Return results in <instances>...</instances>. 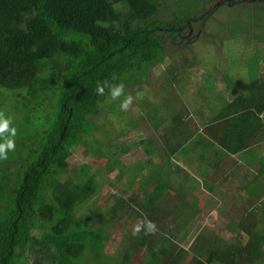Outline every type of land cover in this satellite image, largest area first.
<instances>
[{
  "label": "trees",
  "instance_id": "trees-1",
  "mask_svg": "<svg viewBox=\"0 0 264 264\" xmlns=\"http://www.w3.org/2000/svg\"><path fill=\"white\" fill-rule=\"evenodd\" d=\"M197 1L201 3L0 0V113L7 117L8 103L13 104L10 127L16 130L13 151L0 160V264H130L127 247L111 256L106 251L105 230L119 213L134 216L136 223L147 219L155 224L152 234L141 231L132 236L139 250L145 251L140 264L181 263L185 252L173 241L162 246L163 237L174 238L178 215L183 217L178 222L186 226L192 219L203 220L209 206L198 208L196 197L190 204L186 202L196 185L185 190L192 177L179 165L173 166L170 158L181 150L188 152L185 147L194 137L193 152L205 144L228 154L251 147L264 150V67H257L246 93L238 92L227 76L225 88L234 94V100L220 96L226 95V90L214 88V100L208 97L198 101L194 111L187 103H196L197 96L191 92L184 96L188 83L181 86L178 81L182 76L187 82L183 78L186 67L180 64L163 70L153 86L165 109L172 105L166 138L162 137V158L166 159L160 158V165H153L152 161L159 159V139L145 138L143 131L138 145L147 158L146 165L133 174L125 171H130L126 166L123 180L115 186L119 194L115 192L117 202L113 206L76 218V212L95 195L99 184L89 167H82L75 180L67 172L73 151L79 146L85 145L86 156L117 150L126 153L123 146L130 133L126 128L136 133L140 119L132 116L127 123L120 122L128 127L117 131L115 142L101 146L100 127L110 117L108 108L116 116L117 107L113 102L106 104L107 96L111 98L108 88L98 95L96 85L103 81L121 84L122 95L129 89L137 91L135 87H141V80L153 67L182 50L178 41L184 33L200 23L204 27L211 19L203 11L206 0L199 8L186 9ZM239 10L252 13L250 5H240ZM229 24L240 28L234 30L236 33L245 32L241 20ZM232 26L227 27L234 32ZM157 109L153 106L150 111ZM15 113L22 114L23 119ZM198 115L204 117L202 123H191ZM244 135H248L245 140ZM258 153L262 154V149ZM257 162L255 166L260 163V169L263 163L260 159ZM148 164L151 168L145 173ZM218 179L220 175L212 181L213 186L207 180L203 185L211 193L217 190L215 183L223 182ZM141 183L147 188L143 196L134 194ZM226 195L235 198L234 193ZM232 202L231 210L222 215L231 238L200 234L191 246L193 257L186 264H264L258 251L264 245V232L258 231L259 227L264 231V210L256 216L241 202ZM114 249L118 250L117 246Z\"/></svg>",
  "mask_w": 264,
  "mask_h": 264
},
{
  "label": "rangeland",
  "instance_id": "rangeland-1",
  "mask_svg": "<svg viewBox=\"0 0 264 264\" xmlns=\"http://www.w3.org/2000/svg\"><path fill=\"white\" fill-rule=\"evenodd\" d=\"M183 1L189 2L190 0ZM204 1L205 0H201V3L204 4ZM228 1L229 0H206L203 11L211 18L208 23H206L204 27L201 23L197 24L194 27V33L191 35H188L187 32L184 33L178 41V46L181 47L182 50L169 54L161 64L153 67L150 70L149 76L141 80V87H135L137 91L129 89L130 92L127 90L125 95H122V97H119L120 99L117 98L115 101L107 96L108 99L106 104H111L113 102L116 105L115 107H117V113L116 116H114V112L110 108L107 110L110 117L103 122V125L100 127L101 146L107 147V145L115 142L116 133H119L117 131L120 130L121 132L128 127L127 124L122 125L120 122L127 123L130 118L133 119L132 116L135 117L136 120L137 118L140 120H137L138 127L136 128V133L132 132V129L126 128L130 130L129 138L125 139L123 146V149L127 150L126 153L117 150L115 153L106 151L98 157L92 155L86 156L84 154L85 145L79 146L73 151L67 175L75 180L77 173L82 167L86 166L89 167V172L97 176L96 182L99 184V188L95 195L91 197L88 202L81 205V208L76 212V218L87 213H94L98 210H105L113 206L117 202L114 194L115 192L117 196L119 194L115 186L120 179L123 180V171L126 166L130 168V171H125L128 174H133L139 166L146 165L147 158L138 145L139 138L142 137L143 131L145 133L143 137L159 139L156 146L159 159L153 160V165H160V158L166 159L162 158V156H165L163 154L165 152V146H163L164 140H162V137L166 138L165 132L169 125V115L172 113L168 109L171 108L172 105L165 109V103L163 104L161 102L163 100L159 101L156 97V87L153 86L157 76L163 70L178 68L180 64L186 67L187 73L183 78L187 80V82L182 81V76H179L178 81H180L181 86L188 83L184 96L189 97L191 93L197 96L198 99L196 103L189 101L187 103L190 110L194 111L198 101L207 100L206 98L208 97L209 101L214 100L216 97L214 88L220 92L226 90V95H222L223 93H221L220 96H224L228 101L234 100V94L225 88L227 82L224 81V78L227 76L233 81L234 87L236 86L235 88L238 89V92L244 90L246 93V87L250 78L253 76L255 77L257 67H259V70L261 67L263 69L264 0H259L257 3L253 0H236V3ZM201 3L197 1L196 5H192L191 7L188 5L186 9L191 10L194 7L199 8L202 5ZM240 5H244L245 8H249L250 5L252 13L246 14V11L239 10ZM233 20H241V24L245 26V32L236 33L234 30L240 28H237L235 24L233 26L229 24V22ZM227 26H232L234 32ZM147 82L151 85L147 84ZM125 96L131 97V103L126 111H121L119 109V103ZM12 106L13 104L9 102L6 111V115L11 118V121ZM153 106L158 108L157 111H150ZM144 109L147 110L143 111ZM165 110H168V112L166 113ZM16 115H20V120L23 119L22 114L15 113V116ZM203 119L204 117H199L198 115L194 117L191 123L200 125ZM156 129H158V131H156ZM195 139L196 137H194L193 140ZM193 140L192 143L194 142ZM191 144L185 147L188 152L181 150L178 154L173 157L171 156V164L173 166L179 165L181 171L191 176L192 179H194L195 177L193 176L196 175L194 180L191 179L188 182L187 186L189 189H185L190 191L196 185L192 191V195L188 197L186 202L190 204L193 198L196 197L198 199V208L201 209L204 205H207L209 209L207 216L204 217L203 220L196 219V221L192 219L186 226L182 225V221L178 222V219L182 218L183 220L182 215H178L175 220V227L173 228L174 238L172 239L171 236V238H167L166 240V237H163L165 243H161L162 246H168L173 241L172 243H174V245L185 252L182 255L180 264H186L193 257L191 246L200 234L214 235L226 240L231 238V233L222 224V215L227 211L229 202L231 201L225 196H223L225 199L223 201L222 195L213 192L207 194L205 192V187L202 185L204 184V176L206 175L202 170L205 172L210 171L212 167L211 161L214 157L218 158L219 154L212 153L211 156L214 157L208 158L207 154L212 151L211 147L213 145L207 146L205 144V146H201L193 152L191 151ZM260 149L261 148L258 147L255 150L254 147H251V153H249L251 160L248 164L243 163V165L247 166L254 158H259L263 163V167L254 171L257 175H264V154L258 153ZM111 155H113V157ZM204 156L207 160L204 164L199 163V158ZM73 168L74 170L72 171ZM150 168L151 166L148 164L145 173H147ZM217 168L221 170V167ZM251 172H253V168H250V175ZM208 179L212 180V177ZM258 186L260 187V192L264 194L262 185L258 184ZM120 187L122 189V186ZM202 187H204V190ZM145 189L147 191V188L143 185L135 189L134 194H141V196H143L146 193ZM242 200L246 201V203L251 202L252 204L257 201H263L264 196L258 193L255 197H248V199L244 195H238L235 198V202H240ZM133 219L134 216L129 217L123 213H119L113 223L108 225L105 230L108 237L106 251L109 256H111L112 252H123L125 250L124 248L127 247L131 257L130 264H140L145 257V251H140L136 245V239H134V237L132 238V228L136 224ZM131 238L134 240L130 243ZM115 246H117L118 250L114 249Z\"/></svg>",
  "mask_w": 264,
  "mask_h": 264
},
{
  "label": "crops",
  "instance_id": "crops-1",
  "mask_svg": "<svg viewBox=\"0 0 264 264\" xmlns=\"http://www.w3.org/2000/svg\"><path fill=\"white\" fill-rule=\"evenodd\" d=\"M247 136L248 135H244V140L246 139ZM246 142H248V141H246ZM213 147H212V149H213ZM261 149L263 151L262 154H264V150L262 147H261ZM212 153L219 154V157L215 158L214 156H211ZM249 153H251V148L246 149L243 152H238V153L232 152V154H227L224 150H221V149L216 150L214 147V149L209 154H207L208 158H213V157L214 158L211 161L212 162L211 170L206 171L207 175L204 176V180H207V182H209L213 186L214 183H212V181H215V179L217 180V178L220 175V179H218V180L223 181V182L215 183V186L213 188H216L217 190L216 191L214 190L213 193H215V194L217 192H222L223 194L234 193L235 198L238 195H244L247 199H248V197L249 198L255 197V195L258 193L261 196H264V194L260 192V187L258 186V184H261L262 187L264 188V175H262V174L257 175L256 172L254 171V170L257 171L259 168L260 163L258 164L257 167L255 166V164L258 163L257 161H259V158H254L251 161V163L247 166L243 165V163L248 164V162H250L251 159H250ZM206 160H207V158H205V156L202 158H199V163L204 164V162ZM217 167H221V170ZM262 167H263V164L260 166V168H262ZM250 168H253V172H251V175L249 174ZM182 172H184V171H182ZM193 177L196 178V175H194ZM210 177H212V180L208 179ZM246 178H248V180L245 183H241L240 180H244ZM194 179H192V180H194ZM233 179H240V180L238 182H235V181H233ZM244 185H247V187L245 189H243ZM203 186L205 187V192L207 194H210L207 186H205V185H203ZM208 186H210V185H208ZM204 187H202L203 190H204ZM226 194L224 196L230 197V195H226ZM191 195H192V192H191ZM250 195H251V197H250ZM235 198L232 199V197H231L228 199L230 201L234 202ZM224 200L225 199L223 197V201ZM240 202L242 203V205H244V207H247L251 212L255 213L256 216L260 215L262 213V211L264 210V207L262 206V203H264V200L263 201H257V202L253 201L254 203H252V204H251V202L246 203V201H243V200ZM220 204H221V201H220ZM193 209L194 208H191V210H193ZM229 210H231L230 204L228 206L227 211H229ZM194 220H196V219H194ZM258 231L260 233L264 232L263 228H261V227L258 228ZM261 235L262 234H260V236ZM254 237H256V236H254ZM258 239L259 238L257 237L256 240H258ZM258 251H259L260 261H261V263H264V245Z\"/></svg>",
  "mask_w": 264,
  "mask_h": 264
},
{
  "label": "clouds",
  "instance_id": "clouds-1",
  "mask_svg": "<svg viewBox=\"0 0 264 264\" xmlns=\"http://www.w3.org/2000/svg\"><path fill=\"white\" fill-rule=\"evenodd\" d=\"M105 88H108V95L114 101L123 94V86L121 84L110 85L108 81L98 83L95 91L98 95H103ZM130 103L131 97L125 96L119 103V109L121 111H126ZM10 124L11 118L0 113V160L6 159L7 153L13 151L15 146L12 137L15 136L16 130L14 127H10ZM141 231H143L145 235L152 234L155 231V224L147 219L138 220L133 226L131 234L136 236Z\"/></svg>",
  "mask_w": 264,
  "mask_h": 264
},
{
  "label": "flooded vegetation",
  "instance_id": "flooded-vegetation-1",
  "mask_svg": "<svg viewBox=\"0 0 264 264\" xmlns=\"http://www.w3.org/2000/svg\"><path fill=\"white\" fill-rule=\"evenodd\" d=\"M190 28V27H189ZM192 33H194V29L191 27L188 31V35H191Z\"/></svg>",
  "mask_w": 264,
  "mask_h": 264
}]
</instances>
